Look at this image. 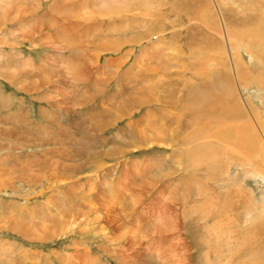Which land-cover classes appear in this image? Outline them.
<instances>
[{
  "label": "rangeland",
  "instance_id": "obj_1",
  "mask_svg": "<svg viewBox=\"0 0 264 264\" xmlns=\"http://www.w3.org/2000/svg\"><path fill=\"white\" fill-rule=\"evenodd\" d=\"M79 1L85 2L84 6L92 5L91 8H89V10L92 11L94 10L93 6H96L92 2L95 0H76V2ZM146 1L147 5H141L143 8L142 10H146L145 12L149 11V14L153 15L152 18H148L149 16L143 17V14L134 13V11H132L134 14L129 13L123 18L112 17L113 19L111 21H108L111 19L110 17L103 15L104 18L101 17L102 19L100 18L98 21H96L97 19L95 18L80 21L77 23L80 24L79 27H75V30L82 35H84V33L87 34L81 38H85L87 36L88 38L96 40L98 38L101 40L107 39L111 37L110 34L120 35L122 38L125 34L131 36V30L129 29L128 24L132 27V25L134 26L136 23H143V19L145 22H148V19L152 20L161 18L157 17L158 15L156 13H164L171 8V4L168 5V9L165 8V5H162L163 2L160 0L159 2H157L158 0ZM199 1L200 2L197 0L176 1L177 5L175 4L174 7L177 9L179 6L180 15H183L184 17L182 16L180 20V15H178V13L172 15L173 17L179 16L178 20L180 23L182 21L186 23H181L183 26H180V24L179 27L175 26L168 29L164 38L170 40L173 33L177 31L183 32L182 29L185 30L190 17L192 18V21L197 22L198 19L195 18V16L199 10L197 7L196 11H193V7L197 4L196 2H198V5H203L207 0ZM224 1L228 2L227 7L230 6L229 4L233 3L229 0ZM262 2L264 1L262 0ZM57 4L59 10L56 11V14L59 19H61V16L64 15L65 17H69L74 20L79 18L81 15L87 14L89 11L88 7L83 8L84 6H75L74 8V6L66 7V5H63L60 2ZM4 5H6L4 6L5 12L6 10L12 8V11L7 13L9 18L17 13L19 16H13L15 19L13 18L8 21H4L5 23L1 22L0 18V62L5 64L6 67L4 68L8 67L7 70L4 71L9 70L7 75L8 77H4L7 73H2L4 75L0 76V117H5V120L0 119V123L16 126V124H10L7 122L6 116H10V118L8 117L10 121L18 118L19 120L17 121V124L20 126L22 125V127H18L22 130L27 128V130L33 134V136H37L38 139L33 142L37 144L35 147L34 145L30 147L27 144L22 143L13 135V133L11 134L13 137L11 138L3 139L4 137H2V139H0V161H4V169H7L9 172L6 176L3 174L0 176V214H3L0 216V264H204L203 251H206V247H202L205 246L201 239L204 235H202V233H207V229H218L217 221L224 220V222H227V218H230V216H232L233 220L235 219L236 221V224L233 223L231 228L232 230H235L234 237L231 238L232 234L227 231V228L223 229V250L225 249L226 252L220 254L217 261L214 259L215 254L213 253L211 254V258L216 261V264H264V175H262V173H264V136L262 133V136L259 134L261 143L259 146L260 155L257 160L244 164L245 162L240 157L238 158L235 155L228 156V153L223 155L225 159L227 157L230 159V165L227 166V171L223 174H216L214 177L209 178L204 186L205 189L208 190V203L205 204L206 198L201 196L200 203L196 204L199 208L198 212L196 210L193 212L195 221L192 222L188 220L189 222L187 223V221L184 220V217L181 216L182 208L180 207L183 202L182 190L184 191L185 189L184 185L186 183L190 199L192 200V198H196L197 186L193 185L191 181L197 178L195 175H206L208 171H205V167L212 164V161H207V164L201 165L200 168L204 169L200 172H192L193 170L187 168L185 166L186 164H178V166H176L177 169L174 168V161L179 159H183L185 161V154L183 151H187V149H185L181 143L187 142L185 135H187L186 131L189 129L185 131L183 124H185L187 120L191 119L186 116L188 113L182 117L181 127L178 128V132L175 135L177 137L176 145L166 147H160L158 145L149 147L145 145L146 147L143 146L141 148H137L136 145L138 144L137 141L139 139L137 136L135 138L131 137L130 141L123 139L126 137L123 134H121V137L123 138L118 136L119 133H123L128 129H131L129 119L126 118L120 121V123L113 128L106 130L105 134L100 136L101 138L106 137L105 141L108 146L112 144L116 146H123L125 147L127 153H123V156H121L122 153L115 155V158L121 156L116 159H111L105 155H101L100 157L104 159V167L97 173L91 172L90 169L97 167V165L94 164L97 160L96 155L93 158L89 155L77 153L76 156V150L73 151L74 147L71 143L75 139L78 140V138H80L82 132L77 127L78 121L82 120L84 117L83 112L86 113V110L88 109L94 110L92 104H95V100L97 103L95 104L96 107H98L100 102H102V105L98 110H100L101 107L106 108L109 105L106 104L108 102L112 103L120 101L122 96H117L118 93L116 91L118 83L116 78H112V80L110 79L111 83L108 87L109 89L107 91V95H97L93 100L85 101L86 98L95 94L94 92L98 89V86H103V84L101 83V85L97 80H95L94 85H92V81L94 79L93 71L95 68L90 73V77L86 83H74L72 82L74 79L69 78L68 75L70 74L68 72L74 69L77 65L72 63V66L69 67L65 64L66 55H68L70 51L68 46L69 43L67 41L62 42V48L60 49L61 51L57 57L58 61H56V57H54L53 62H56V64H52L53 66H51L49 63L48 66V55L56 54V52L54 53L53 51L59 50L58 44L54 43L56 44V47L51 45L45 46L40 42L37 44L38 40L33 42L31 41V36H29L31 29L40 31L42 29V23L47 25L43 28L45 31H48L47 36L49 35L50 22L47 20H50L51 16H53L51 6H54V1L5 0ZM148 5H152L153 7L150 8ZM259 5L260 3H258V5L255 4V6ZM63 6L65 7L63 8ZM262 6L264 5L260 6V17L263 15L262 13H264L261 12V10L263 11V9H261ZM17 7L19 8L16 9ZM82 8L83 10H81ZM69 9H72L73 11L75 10L74 13L71 11L72 13L69 12V14H67ZM24 10H26V14ZM28 12H30V15ZM77 12L81 13L78 14ZM20 13L22 14L21 16ZM42 14L44 16L46 15V18ZM154 15H156L155 18ZM30 17H34V20ZM225 17H227V15H225ZM28 19L31 23H28ZM10 21L11 23H9ZM23 21L25 22L23 23ZM97 22L99 25L96 24ZM124 24H126L128 30L125 27H122ZM165 25L168 26L167 24ZM199 26L203 27L202 24ZM21 27L22 29L20 30ZM23 30H25V32L27 31L25 35L28 37L26 36L25 38L23 35L20 36L22 33L24 34ZM64 30L65 29L63 28L59 32L60 38L58 39H62V36L64 35L67 38L68 31L65 32ZM51 31L53 32V30ZM37 33L38 32H36V34ZM103 35H105V37H103ZM74 38L78 39L79 37L74 35ZM154 39L158 40L157 38ZM182 39L185 43L186 39L184 35L182 36ZM246 39L248 38L246 37ZM86 41L85 44H87ZM170 42L174 45V40H170ZM145 45L147 47L149 42H144L143 46ZM134 47V51L131 46L124 48L122 51L117 53H100L101 64H105L107 59L118 58L124 52L130 50L132 52L131 57L127 63L123 65L122 69L127 70L131 68L135 62L137 54H139L142 49L141 45H136ZM193 47L194 50L196 49L197 53L192 50ZM193 47L192 49H184L185 52L178 50L179 48H176V50H170L169 56H178L180 59H183L182 57L189 53H193L197 56H207V53H209L208 50H206L207 53L204 49L199 50V47L196 45ZM97 50V48L94 49L95 52ZM94 51L91 53L95 54ZM259 51L262 50L259 49ZM172 52H174V54H172ZM242 53L245 67L252 65L253 71L256 74H254V77L259 79L262 78V85L258 84L257 81L254 80L255 83L251 84L248 88H243L241 93L244 99L252 101L255 110L258 109V120H262V122L258 125L264 129V126L262 127V124L264 125V67L262 65L258 66L255 62L252 63V59L249 57L245 48L242 50ZM143 62L156 65H158V63L161 65L162 63L159 58L148 59L147 57ZM20 64L24 65L22 66ZM229 64L231 65V63ZM187 67L190 68V66ZM17 68L23 70L16 72L15 69ZM183 69L184 68H177L176 70L184 74ZM172 71H175V69H172ZM55 72L64 73V80L62 79V82L58 80V85L53 86L52 84L48 86V76L50 77ZM121 73H118V76ZM21 74L23 76H21ZM18 75L20 77H18ZM14 76L17 77L15 78ZM34 79H36L35 83L33 81ZM21 80L23 81L22 83H20ZM123 81L125 83V80ZM23 85H27V89L29 87V89L31 88V91L26 92ZM34 87H37V89H34ZM85 87L86 89H84ZM54 92L57 94L56 97L51 94ZM60 98L62 99L61 106H54V108L50 102L57 101L58 99L60 100ZM75 101H83L85 105H82V102L80 104H76ZM54 109L56 112L53 111ZM170 109L172 108H169V110ZM185 112L187 111H184V113ZM228 114L229 112H225V115ZM225 115L223 119H225ZM139 116H141V113L135 112L133 119L135 120L139 118ZM75 117H77V119H75ZM172 119L174 120L173 122L177 121L174 117ZM213 119H215L212 122L213 129L215 128L216 130L217 128L214 123L220 125L225 123V121H228V119H232V117L228 115V118L226 117L227 120L225 121L220 120V116ZM88 121V119H84V122ZM173 122L172 125H175ZM141 125L144 124L139 123L140 127ZM27 130L25 129V131ZM119 130L121 132H119ZM211 133H213V131H211ZM219 135L220 134H216L214 136L218 137ZM100 136H96L94 138L99 144L101 143L99 140ZM66 137V143H63L65 142ZM46 139H48V141ZM123 140L126 141L121 142ZM102 141L104 140L102 139ZM201 141L200 145L193 143V147L195 149H206L207 145H202L203 143L207 142L217 145L220 142L219 139L216 138H208ZM216 145L211 146L216 148ZM53 148L57 151L63 152L64 154H51L50 150ZM76 148L77 147L75 146V149ZM46 149H48V155L44 154ZM99 149L101 150L102 148ZM218 149L219 147H217V150ZM128 150H130V152ZM65 155H67V158ZM210 156L211 154L209 152V157ZM223 156H216V159ZM42 159H45V161L48 162L47 165H43L41 162ZM73 159L76 160V163L86 164L89 169L87 168L84 170L85 172L81 173H72L70 170L65 169L64 163L69 164ZM223 161L224 159L222 162ZM35 163H37V165ZM89 163L91 166H89ZM254 164L257 165L255 166ZM15 165L19 166L17 169L23 167L26 171H21L23 173L22 174L20 170L12 169ZM216 166H222V164L219 163ZM9 167H11V169ZM42 167H44L43 170H41ZM173 168L175 171L172 172ZM10 170L12 172L14 171V174ZM169 171L173 174L168 175ZM18 172L21 174H18ZM189 172L190 175H188ZM187 176L193 177V180ZM189 180L191 181L188 182ZM173 181L176 183L180 182L178 183L179 185L177 184L176 191L171 190L174 185L172 186L170 183H174ZM168 192L170 194L172 193V196ZM239 194H242L240 198L238 197ZM224 202L225 204L223 205ZM229 202L231 204H229ZM220 208L224 211L227 210V212L225 211L224 214L223 210ZM231 209L233 215L229 211ZM235 210H238L239 212ZM74 211L77 212H75V215L69 216V218L71 217L70 220H68L69 225H67L68 222H64L61 225H56L52 222L53 219L58 220L61 218L64 213ZM4 214L12 216L13 220H15L17 224L2 221L5 216ZM155 214L157 218H163L162 216H164L165 220L162 219L158 222L160 226L158 225L157 228H152L150 227L152 224H143L145 221L152 223L154 219L153 216H155ZM217 214L219 215V218L216 217ZM228 214H230V216ZM205 215H207V220L203 219ZM180 216L181 221H179V230L171 232L170 227H163V229H161L163 225L169 223L166 222L168 218L179 219ZM201 216H203L202 220L197 221V219ZM17 217L24 219L30 225L32 224L31 228L33 229H26L24 230L25 232L16 231L18 225H22L24 228L27 226L26 223L25 226V224ZM150 218H153L152 222H150ZM235 225L236 227H240L242 230L243 235L240 236V239H238L239 235L236 233V229L234 228ZM126 226L129 227L127 228ZM203 226H207V229L202 228ZM45 227L47 229L46 231H44ZM160 230H163L162 233ZM249 230L250 232H248ZM245 237L248 238V243L245 244V246L249 247L248 250L243 247ZM214 240L215 237H212V242H214ZM202 248L204 249L202 250ZM241 250L244 251L241 252ZM3 255L11 257L12 262L6 263L7 261ZM234 255H236L237 260L233 259L235 258ZM156 258L160 262L157 263ZM238 259L241 260L239 261Z\"/></svg>",
  "mask_w": 264,
  "mask_h": 264
},
{
  "label": "bare ground",
  "instance_id": "obj_2",
  "mask_svg": "<svg viewBox=\"0 0 264 264\" xmlns=\"http://www.w3.org/2000/svg\"><path fill=\"white\" fill-rule=\"evenodd\" d=\"M4 1L5 0H0V18H1V22H3V23H5L4 21H8L9 19H13V18L15 19V17H13V16H17V15L19 16V14L18 13L16 14V12H15L16 15H13V16H11L12 18L11 17L9 18L7 16V13L12 11V8L6 10V12H5L4 6H6V5H4ZM52 1H54V6H51L53 16H51V19L49 18L51 21L47 20L50 22L49 35L47 36L48 31L44 30L45 26H47L45 23H42V26H41L42 29L40 31H35V30L31 29L30 35H29V36H31V41L35 42L36 40H38L37 44L40 42V43H43L45 46L51 45L53 47H56V44H58L59 50L53 51L54 53L56 52V54L55 55H48L49 56L48 57V60H49L48 66H49V63L51 66H53L52 64H56V62H53V58L56 57V61H58L57 57L61 51L60 49L62 48V42L67 41L69 43L68 46H69L70 51H69V54L66 55L67 57L65 58V64H67L69 67L72 66V63H75L77 65L74 69H72L68 72L70 74V75H68L69 78L74 79V80H72V82H74V83H79V82L86 83V81L90 77V73L95 68L93 71L94 79L92 81V85H94L95 80H97L100 84L101 83L103 84V86H98V89H96L94 92L95 94L86 98L85 101H91L97 95H101V94L107 95V91L109 89L108 87L110 86V83H111L110 79L112 80V78H114V79L116 78L117 83H118L117 91H116L118 93L117 96H122L120 101L112 102V103L108 102L106 104H109V105L106 108L101 107L100 110H98V109L102 105V102H100V104L98 103L99 105H98V107H96L95 104H97V103L95 100L94 101L95 104H92V107L94 108V110H92V109L86 110V113H88V114L83 112L84 117L82 118V120L78 121V125H77V127L81 130L82 134H81L80 138H78V140L75 139L71 143L72 146L74 147L73 151L76 150L75 151L76 153L75 152L74 153L76 154V156H77V153H82L84 155H89L93 158L96 155L97 160H96V163H94V164H96L97 167L90 169V171L97 173L99 170H101L104 167V164H105L104 159L100 157L101 155H105L111 159H113V158L116 159V158L123 156V153H125V154L127 153L125 150V147H123V146H116L114 144H112L110 146L107 145V142L105 141L106 137L101 138V136H100L102 134H105L106 130L113 128L118 123H120V121L127 118L130 120L129 125L131 126V129H128L126 132L119 133L118 136H120V138H123V137H121V134L125 135L126 137L123 139H126L127 141H130L131 137L135 138L137 136V138H139L137 141L138 144L136 145L137 148H141L143 146L144 147H146V146L152 147L155 145L156 146L158 145L160 147L176 145L177 137L175 135L178 132V128L181 127L182 117H184L185 114L188 113L186 116H188V118H191V119L187 120L186 123L183 124L185 131L187 129H189L186 131L187 135H185L187 138V142H185V143L179 142L183 145V147L185 149H187V151H183L185 154V156H184L185 161L183 159H179V160L174 161V163H175L174 168L177 169L176 166H178V164H180V165L186 164L185 166L189 169H192L193 170L192 172H194V171L200 172L204 169V168H200L201 165L207 164V161H212V164L207 166L208 169H207V167H205V171H208L206 175H200V174L195 175L197 177V178H195V180H193V177L187 176L193 180V181L189 180L188 182L191 181V183H193V185L197 186L196 198H192V200L190 199V194H188L186 183L184 185L185 186L184 191L182 190V194H183L182 195V201L183 202L181 203V206H180L182 208V215L181 216L184 217V220L187 221V223L189 222L188 220L194 222L195 220H194L193 212H194V210H196L198 212L199 208L196 204L200 203V197L201 196L205 197L206 198L205 204L208 203V198H207V191L208 190H206L204 187L206 185L207 181L209 180L210 177L212 178L216 174L220 175V174H223L224 172H226L227 166L230 165V159H228V157L225 159L223 155L228 153V156L235 155L238 158L240 157L245 162L244 164L249 163V162L254 161V160H257L259 155H260L259 146L261 143V139L259 137V134L261 135V133H262V135L264 136V131H261L264 129H262L261 126L258 124H260V122H262V120H258L259 119L258 109L255 110L252 101L244 99L241 92H242L243 88H248L251 86V84H254L255 83L254 80H256L258 84L262 85V81H261L262 78L259 79V78L254 77L255 72L253 71L252 65L249 67H245L242 50L245 48V50L249 54V57L252 59V63L255 62V63H257L258 66L262 65L264 67V13H262L263 15L261 14L262 15L261 17H260V13H259L260 6L264 5L263 4L264 2H262V0H247V1H245V0H229V1H232L233 3L229 4L230 6L227 7L228 2L224 1V0H207V1L204 0L206 2L203 5L202 4L198 5V2H200V1L197 0L198 1V2H196L197 4L193 7V11H196L197 7L199 10L195 16V18L198 19L197 22L192 21V18L190 17L185 30L182 29L183 32L177 31V32L173 33L172 36L170 37V40H174V45H173L169 39L164 38V36L168 32L167 30L170 28H173L175 26L179 27V25L181 23H183V24L186 23L183 21L180 23L178 20L179 16L173 17V15H172V14H177V13H178V15H180V7L178 6L177 9H176V7H174L177 0H160L161 2H163L162 5H165V8H167V9H168V5L171 4L170 10H168L164 13L163 12L156 13L158 15L157 17H161V18L152 19L153 21L148 19L149 20L148 22H145L143 19V21H142L143 23H138V24L136 23L134 26L132 25V27L130 26V24H128L129 29L131 30L130 31L131 36H128L125 34L124 35L125 37L123 36V38H122V37H120V35L110 34L111 37L104 39V40H101L100 38H98L97 40L91 39V38H88L87 36L85 38H81L82 36L84 37V35H87V34L84 33V35H82L75 30V27L78 28L80 25L77 23H79L82 20L86 21V20H90V19H94V18L97 19L96 21H98V20H100L101 17L104 18V16L110 17L111 19L108 21H111L113 19L112 17L123 18L124 16H127L129 13L143 14L144 15L143 17L149 16L148 18H152L153 15L152 14L150 15L149 11L145 12L146 10L145 11L142 10L143 8L141 7L142 4L147 5V3H146L147 1L146 0L145 1H143V0H95L92 2L97 7L93 6V9H94L93 11L89 10V8H91L92 5L91 6H84L85 2H83V1H79V2H76V0H52ZM151 1H155V0H151ZM58 2H60L63 5H66V7L67 6H72V7L74 6V8H75V6H78V7L84 6L83 8L88 7L89 11L87 14L81 15L79 18H76L74 20L72 18L65 17L64 15L61 16V19H59L57 14H56V11L59 10V8L57 6ZM157 2H159V0ZM258 3H260V5L255 6V4L258 5ZM10 4H11V2H10ZM20 5H21V3H20ZM8 6H12V5H8ZM148 6L150 8L153 7L152 5H148ZM64 7L65 6H63V8ZM18 8L19 7H17L16 9H18ZM61 8H62V6H61ZM83 8L81 10H83ZM157 9H159V8H157ZM175 9H176V11H175ZM261 9H263V11L261 10V12H264V6H262ZM159 10H161V9H159ZM24 11L26 14V10H24ZM71 11L74 13L75 10L73 11L72 9L71 10L69 9L67 14H69V12H71ZM132 11H134V13ZM80 13H78V14H80ZM28 14L30 15V12H28ZM224 14L227 15V17H225ZM21 15L22 14L20 13V16ZM32 15H33V13H32ZM155 16L156 15H154V18H155ZM182 16L180 15V20H181ZM44 17L46 18V15ZM22 18H23V16H22ZM31 19L34 20V17H32ZM41 19H42V17H41ZM14 21H16V20H14ZM24 22L25 21H23V23ZM9 23H11V21ZM28 23H31L30 20ZM34 24H36V23H34ZM96 24H98V22ZM165 24H167L168 26H166ZM183 24H181L180 26H183ZM198 24L199 25L202 24L203 27H205V28L199 26ZM38 26H39V24H38ZM68 26H70V27H68ZM122 27H125L127 29L126 24H124ZM53 28L55 29V31ZM63 28L65 29L64 30L65 32L68 31L67 38L65 37L64 32H63L64 36H62V39H58V38H60L59 32ZM21 29H22V27L20 28V30ZM51 30H53V32ZM9 31H10V29H9ZM12 31H13V29H12ZM23 31H24V34L20 33L21 34L20 36L23 35V37L25 36V38H26L27 35H25V33H27V31L26 32H25V30H23ZM20 32H22V31H20ZM36 32H38V33L36 34ZM171 32H172V30H171ZM15 33H16V31H15ZM74 35L76 37H79V38L75 39ZM181 35L185 36V39H186L185 43H184V40L182 39ZM103 37H105V35H103ZM246 37L248 39H246ZM154 38H157L158 40H155ZM86 40H88V41H86ZM85 41L87 42L88 45L85 44ZM6 42H7V40H6ZM144 42L145 43L149 42V45L147 47H146V45L143 46ZM54 43H56V44H54ZM136 45H141L142 49H141V52L139 54H137V56L135 58V62L133 63V66L132 67L130 66L131 68H129L127 70L122 69L123 65H125L131 57L132 52L130 50L124 52L118 58L107 59L105 61V64H103V65L101 64L100 53L101 54L104 52L117 53V52L122 51L124 48H128L131 46H132V50L134 51L135 50L134 46H136ZM184 45H185V47H184ZM195 45L197 47H199V50H201V49H204L205 51L208 50L209 53H207V51H206V53L208 55L207 56H199V55L197 56L193 53H189V54H185V55L183 54L184 55V57H182L183 59H180L178 56L177 57H174L173 55H172L173 57L169 56L170 50H173V49L176 50V48H179L178 50L185 52L184 49H186V50L190 49V48L192 49V47ZM174 47H176V48H174ZM95 48L98 49L96 52L94 51ZM259 49L262 51H259ZM192 50H194V47ZM197 50H198V48H197ZM93 51L95 52V54L91 53ZM194 51L197 53L196 49ZM172 54H174V52H172ZM146 57L148 59L159 58V59H161L162 63H161V65H159V63H158V65L145 63L143 61L145 60ZM59 60H61V59H59ZM62 60H63V58H62ZM24 61H26V60H24ZM17 63H18V61H17ZM229 63H231V65ZM20 65H22V64H20ZM131 65H132V63H131ZM30 66H31V64H30ZM187 66H190V68ZM4 67H6L5 64H2L0 62V76H3L5 73H7L6 75H4V77H8L7 75H8L9 70L4 71V70H7L8 67L7 68H4ZM21 68H23V67H21ZM177 68H184L183 69L184 74L178 72L176 70ZM17 69H15L16 72L19 70H23V69H18V70ZM172 69H175V71H172ZM118 71H120V72H118ZM2 73H4V74H2ZM118 73H121V74H119V76H118ZM110 74H111V76H110ZM60 75H61V77H60ZM64 75L65 74L62 72H55L50 77L48 76V86L52 85V84H53V86L58 85L57 84L58 80H60V81L62 79L64 80ZM21 76H23V75L21 74ZM36 76H38V75H36ZM14 77L16 78L17 76H14ZM18 77H20V76L18 75ZM38 79H37V81H38ZM123 80H125V83ZM33 81L35 83L36 79H34ZM44 81H45V79H44ZM22 82L23 81L21 80L20 83H22ZM26 86L23 85L24 90L26 92H30L31 88L29 89V87H28V89H27ZM59 87H61V86H59ZM34 89H37V87L36 88L34 87ZM84 89H86V87ZM59 90H60V88H59ZM88 90H90V89H88ZM48 92H49V90H48ZM83 93H84V90H83ZM51 94H52V96H55V97L57 96V94H55V92L51 93ZM0 98H1V96H0ZM6 98H8V97H6ZM62 99H63V97H62ZM62 99L60 98V100L58 99L57 101H52V102H50V104L53 105V107L54 106L55 107L61 106ZM81 102H82V105H85L83 101H75L76 104H80ZM169 108H172V109L169 110ZM53 111H55V109ZM93 111H95V112H93ZM184 111H187V112L184 113ZM61 112H63V111H61ZM90 112H93V113H90ZM135 112H138V113L140 112L141 116H139V118L134 120L133 115ZM225 112H229L228 115H230L232 117V119H230V120L228 119V121H225V120H227L226 117L228 118V115H225ZM224 115L226 116L225 119H223ZM219 116H220V120L225 121V123H222L220 125H218L217 123H214V125L217 128L215 130V128L213 129V123L212 122H213V120H215L213 118H217ZM8 117L10 118V116H6V121L9 122L10 124H16V126H14V125L10 126V125H5V124L0 123V139H2V137H4L3 139L11 138V137H13V136H11V134L13 133V135L16 138H18L22 143L27 144L30 147H32L33 145H34V147L37 146V144L33 143V142H34V140H37L38 137L35 135L33 136V134H31L27 130V128H25V129L29 133L27 131H25V129L24 130L20 129L18 127L20 125L17 124V121L19 120L18 118L16 119L14 117L15 119L13 121L12 120L10 121V119ZM173 117L175 118V120H177L176 122H173L174 121L172 119ZM0 119L5 120V117H0ZM75 119H77V117H75ZM84 119H88L89 121L84 122ZM172 122L175 123V125H172ZM139 123H143L144 125H141V127H140ZM263 126L264 125L262 124V127ZM20 127H22V125ZM260 128H261V130H260ZM214 130H215V132H214ZM211 131H213V133H211ZM119 132H121V131L119 130ZM216 134H220V135L218 137H216V136H214ZM96 136H100L99 137V140L101 142L100 144L94 139ZM208 138H216V139H219L220 142L217 145L205 142L202 145H207L206 149H200V148L195 149L193 147L194 146L193 143L200 145L202 142L201 140L208 139ZM31 139H33V140H31ZM102 139L104 141H102ZM46 140L48 141V139H46ZM66 140H67V137L65 139V142H63V143H66ZM126 140H123L121 142H125ZM211 145H216L215 146L216 148L212 147ZM75 146L77 147L76 149H75ZM125 146H128V145H125ZM177 146H179V145H177ZM217 147H219L218 150H217ZM99 148H102V149L100 150ZM128 151L130 152V150H128ZM31 152H34V151H31ZM209 152L211 154L210 157H209ZM219 152H220V154H219ZM50 153L51 154L52 153L53 154L54 153L64 154L63 152L57 151L54 148L50 150ZM119 153H122L121 156L115 158V155H118ZM221 153H223V154H221ZM44 154L48 155V149H46ZM75 154H74V156H75ZM216 156H223V157L216 159ZM65 157L67 158V155H65ZM223 159H224V161L222 162ZM39 161H40V159H39ZM75 161L76 160L73 159V160H71V163H69V164L64 163L65 169L70 170L72 173L85 172L84 170L87 169L88 166L86 164H83V163H76ZM41 162L43 163V165H47V163H48L47 161H45V159H42ZM37 163H38V159H37ZM37 163H35V164L37 165ZM219 163H221L222 166H216ZM25 165H26V163H25ZM254 165L256 166L257 164H254ZM23 166H24V164H23ZM89 166H91V164ZM4 167H5L4 161H0V176H1V174L6 176V174L9 173L7 171V169H4ZM11 167H9V168L11 169ZM18 167L19 166L15 165V167H13L12 169L20 170V172L26 171L25 168L22 167L20 169H17ZM44 167H42L41 170H43ZM174 168H173L172 172L175 171ZM20 172H18V174ZM172 172L169 171L168 175H172L173 174ZM16 173H17V171H16ZM37 174H39V173H37ZM188 175H190V172ZM262 175H264V173H262ZM18 176H20V175H18ZM75 176H77V175H75ZM180 177H182V176H180ZM6 178H8V177H6ZM157 179H159V178H157ZM0 182H1V180H0ZM178 183H180V182H178ZM178 183H176V182L170 183V184H172V186L174 185L171 188L172 191L177 190L176 187H177ZM243 193H245V192H243ZM236 196H237V194H236ZM241 196H242V194H239L238 197L240 198ZM173 200H174V198H173ZM217 200H218V198H217ZM243 200H244V198H243ZM233 201H235V200H233ZM131 204H132V202H131ZM224 204H225V202L223 203V205ZM229 204H231V203L229 202ZM214 206H216V205H214ZM228 206H230V205H228ZM130 209H131V207H130ZM220 209H222V208H220ZM225 211L227 212V210H225ZM225 211L223 210L224 214H225ZM229 211L232 213V209ZM235 211H238V210H235ZM75 212H77V211L66 212L62 215L61 218H59L58 220L53 219L52 222H54L56 225H61L64 222H68V220H70V218H71V217L69 218V216L75 215ZM70 213H72V214H70ZM202 214H203V212H202ZM1 215H3V214H0V216ZM4 215L5 216H4L2 221L6 222V223L13 222V223L17 224V222L15 220H13L12 216L6 215V214H4ZM228 215L230 216V214H228ZM232 215H233V213H232ZM181 216H180V218L178 217L179 219H169L168 218L166 220V222H169V223L165 224L166 223L165 222L164 223L165 225H163L161 229H163V227H165V228L170 227L171 232L179 230V228H180L179 227L180 226L179 221H181ZM162 217L163 218H160V217L157 218V216L155 214V216H153L154 219L153 218H150L151 220L149 219L150 222H152V219H153L152 223L145 221L143 224H152V226H150V227L157 228V226L159 225L158 222L161 221L162 219H164V216H162ZM202 217L203 216L198 218L197 221L202 220ZM216 217L219 218V215L217 214ZM17 218L19 220H21L22 223H24V224L26 223L27 226L25 224L26 228H24L22 225H18V227L16 228V231L22 232L26 229L29 230V228H31L32 224L30 225L24 219H21L19 217H17ZM17 218H16V220H17ZM172 218H173V215H172ZM203 219L207 220V215H205L203 217ZM217 222H218V224H217L218 229H215V230L210 229L209 230L206 228L207 226L202 227V228L207 229V233H202V235L203 234L204 235L201 238L203 244L205 245L202 247H206L205 248L206 251H203V258L204 259L201 257L204 261V264H216V261L220 257V254L226 252L225 249L223 250V246H224V237H223L224 233L222 231L223 229L227 228V231H229L232 234L231 238L234 237L235 230H232L231 228H232L233 223L236 224V221H235V219L233 220L232 216H230V218H227V222H224V220L217 221ZM71 223H72V221H71ZM226 223H227V225H226ZM67 225H69V222ZM126 227L128 228L129 226H126ZM43 228H44V225H43ZM234 228L236 229V233L239 235L238 239H240V236L243 235L242 230L240 229V227H236V225ZM31 229H33V228H31ZM46 230L47 229L45 227L44 231H46ZM162 231L163 230H160L161 233H162ZM248 232H250V230ZM250 234H252V233H250ZM212 237H215L214 242H212ZM235 237H236V235H235ZM248 237H249V235H248ZM247 240H248V238L245 237V243H244L243 247H244V249L246 248V250H248V248H249V247L245 246V244L248 243ZM242 242H244V241H242ZM226 246H228V245H226ZM239 248H241V247H239ZM203 249L204 248H202V250ZM243 251L241 250V252H243ZM212 253L215 254L214 259L216 261L211 258ZM237 254H238V252H237ZM3 256H5V259L7 261V262L5 261L6 263L12 262L11 257H6L7 255H3ZM234 256H235V258H233V259H236V255H234ZM179 260H181V259H179ZM156 262L158 263L160 261H158V259L156 258ZM160 264H162V263H160Z\"/></svg>",
  "mask_w": 264,
  "mask_h": 264
}]
</instances>
